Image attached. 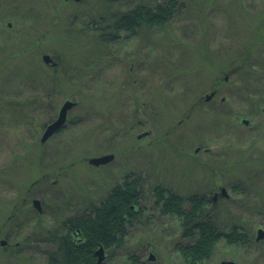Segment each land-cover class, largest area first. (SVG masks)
Returning a JSON list of instances; mask_svg holds the SVG:
<instances>
[{"label": "rangeland", "instance_id": "1", "mask_svg": "<svg viewBox=\"0 0 264 264\" xmlns=\"http://www.w3.org/2000/svg\"><path fill=\"white\" fill-rule=\"evenodd\" d=\"M119 1L127 9L154 0ZM98 10L97 0H0V239L10 244L0 245V264H47L54 245L46 231L124 178L137 180L142 210L104 264H187L177 246L193 237L182 216L154 205L155 184L184 197L218 193L200 217L248 236L238 246L219 239L199 264H264V236L256 239L264 229V37L255 36H264V0H175L164 25L96 44L73 30L71 17L86 22ZM50 28L54 39L44 33ZM64 41L76 42L68 46L73 80L48 86L41 55L63 53ZM42 93L56 109L44 96L45 109L26 115ZM65 99L75 104L62 131L41 142L43 122ZM107 153L113 158L103 164L88 161Z\"/></svg>", "mask_w": 264, "mask_h": 264}, {"label": "trees", "instance_id": "2", "mask_svg": "<svg viewBox=\"0 0 264 264\" xmlns=\"http://www.w3.org/2000/svg\"><path fill=\"white\" fill-rule=\"evenodd\" d=\"M82 1L84 2L85 0ZM97 1L101 11L98 10L86 22L83 21L85 16L81 18L78 14H74L71 17L72 22L75 23V25H72L73 30L76 33L80 32L87 39H92L96 44L101 42L112 43L120 39L123 32L127 36H132L136 30L144 26H162L172 17L175 10V0H168L165 3L154 0L149 6L137 4L127 9H123L119 0ZM79 20L82 22H79ZM83 22H85V25H82ZM44 33H48L50 39L55 38L51 28ZM255 36L256 39H263L264 37L259 29ZM71 42L64 41L65 45L61 49L64 54L53 53L56 64L46 68L41 78L48 86L59 87L60 84L73 80V74L77 66L71 59V49L68 46L75 47L76 42ZM259 43V41H254L251 45L249 43L243 60L251 58V47L257 46ZM94 67L97 66L95 65ZM46 89L48 90V88ZM46 95L42 93L38 97L31 99V104L26 106L24 113L31 115L36 113L37 110L45 109L43 104L45 97L47 99L50 97L48 109L52 113L56 109L57 105L55 106V104L57 102L53 99V95ZM35 101L36 104H33ZM46 123L43 122L42 127ZM61 131L62 129L52 136ZM151 191L154 196L153 203L159 208L160 213L182 216L181 221L185 227L184 234L193 237L191 243L177 246L178 251L187 264H199L207 259L214 245L221 238L231 246L248 243V236L239 232L238 227L233 226L229 232L223 233L213 224L210 218L200 217L203 205L213 201L212 198L198 193H192L184 197L169 188L161 187L159 184H155ZM139 194L137 180L124 178L111 188L106 197L97 204L90 203L82 212L69 215L61 225L48 229L44 241L52 243L54 248L45 250L47 255L46 263L98 264L96 263L94 250L99 245H102L105 250L121 246L124 237L128 234L127 227L132 226L138 219V213L142 210V207L138 205ZM183 200L190 204L189 209H182L181 203H183ZM28 210L29 207H26V212ZM128 258L132 259L133 256Z\"/></svg>", "mask_w": 264, "mask_h": 264}, {"label": "water", "instance_id": "3", "mask_svg": "<svg viewBox=\"0 0 264 264\" xmlns=\"http://www.w3.org/2000/svg\"><path fill=\"white\" fill-rule=\"evenodd\" d=\"M75 1H79V0H75ZM41 59L43 62L45 63H50L51 65H55L56 62L55 60L51 57L50 54L48 53H44L41 55ZM212 92L209 94H206L205 100H209L212 96ZM75 101L72 99H65L62 101V103L60 104L58 110H57V114L56 116L50 121L48 122L42 131V134L40 136V141L44 142L46 141L49 137H51L53 134H55L56 132H58L60 129H62V127L64 126V123L67 119V114L68 111L71 109L72 106H74ZM243 123H247L248 120L247 119H242ZM113 158V154L112 153H107V154H103L101 156H95V157H91L89 158V162L93 165H99V164H103L107 161H109L110 159ZM221 192L224 193V189H221ZM216 197V193L214 194L213 198ZM33 207L38 211L41 212L42 211V206L40 203V200L37 198L32 199L31 201ZM264 236V229L262 228H258L257 229V235H256V239H259L261 237ZM5 240L3 238L0 239V245L5 244ZM94 254L96 255V260L97 262H100L101 260H103L104 257V248L102 245H99L95 250H94ZM153 255L150 253L148 256V259H153ZM220 264H238L235 261L232 260H221Z\"/></svg>", "mask_w": 264, "mask_h": 264}, {"label": "flooded vegetation", "instance_id": "4", "mask_svg": "<svg viewBox=\"0 0 264 264\" xmlns=\"http://www.w3.org/2000/svg\"><path fill=\"white\" fill-rule=\"evenodd\" d=\"M45 63V62H44ZM48 67H51V66H53V65H51L50 63H45ZM212 91H215V94H214V97H216L217 95H218V92H217V89L215 88V89H213ZM220 99H221V101H223L224 100V98L223 97H220ZM263 111H264V108H263ZM218 194V193H217ZM216 194V195H217ZM212 200H214V198L212 197ZM6 242H5V245L6 246H8V245H10L9 244V241L6 239V238H3ZM3 246H4V244H3ZM104 252H105V249H104ZM97 261V260H96ZM96 263H98V264H104V260H101L100 262H96Z\"/></svg>", "mask_w": 264, "mask_h": 264}]
</instances>
